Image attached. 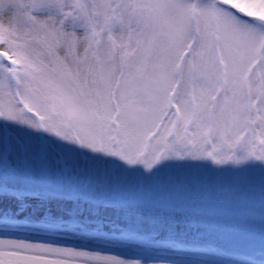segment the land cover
I'll list each match as a JSON object with an SVG mask.
<instances>
[{"label": "snow or ice", "instance_id": "obj_1", "mask_svg": "<svg viewBox=\"0 0 264 264\" xmlns=\"http://www.w3.org/2000/svg\"><path fill=\"white\" fill-rule=\"evenodd\" d=\"M0 264H264V0H0Z\"/></svg>", "mask_w": 264, "mask_h": 264}, {"label": "rangeland", "instance_id": "obj_2", "mask_svg": "<svg viewBox=\"0 0 264 264\" xmlns=\"http://www.w3.org/2000/svg\"><path fill=\"white\" fill-rule=\"evenodd\" d=\"M189 175L196 180L204 181V182H207L209 184H212L214 182V178L209 177L208 174L204 173L203 171H199V172L193 171V172L189 173ZM233 182H234L233 178L226 174L223 183L225 185H230ZM208 195L211 198L218 199L219 201L226 203V204L236 203V201L233 197V194L226 191V190H215V189H213V190L209 191ZM175 231L177 233H188L189 235H191L197 231L203 232L204 229L203 228L197 229L195 227H189L188 225L178 224L175 226ZM166 236H167V231L165 229H159V228L157 229V231L155 233L156 239L162 240ZM121 251L126 252V251H128V249L122 248Z\"/></svg>", "mask_w": 264, "mask_h": 264}]
</instances>
